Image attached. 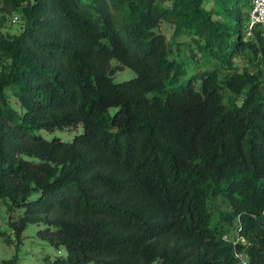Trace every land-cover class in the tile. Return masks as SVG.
Segmentation results:
<instances>
[{"label":"trees","instance_id":"trees-1","mask_svg":"<svg viewBox=\"0 0 264 264\" xmlns=\"http://www.w3.org/2000/svg\"><path fill=\"white\" fill-rule=\"evenodd\" d=\"M250 9L0 0V198L24 208L18 237L44 223L67 250L52 264H264V36ZM14 13L21 30L1 31ZM163 21L188 37L194 73ZM113 59L137 75L115 80ZM79 123L72 140L33 131Z\"/></svg>","mask_w":264,"mask_h":264},{"label":"rangeland","instance_id":"rangeland-1","mask_svg":"<svg viewBox=\"0 0 264 264\" xmlns=\"http://www.w3.org/2000/svg\"><path fill=\"white\" fill-rule=\"evenodd\" d=\"M22 17L19 13L9 14L4 24L1 26L3 32H19L21 30ZM160 30L164 32L169 40L172 48V53L178 57H183L186 62L188 73L192 74L199 68L195 59L192 58L191 48L187 45H180L179 41L187 40L188 37H173L174 26L168 21H163ZM195 45V44H194ZM192 44V46H194ZM198 56L201 55L199 48L194 47ZM114 67L115 80L129 79L137 75L135 69L129 66L119 67L120 62L117 59L112 60ZM242 65H247V61H242ZM212 64L208 65L211 67ZM189 74H187L188 76ZM185 76V77H187ZM230 94L229 90H226ZM11 102L20 111L22 107L18 98L15 95L11 96ZM84 130L81 123L77 126H66L64 128H56L54 130H47L45 128H35V133H41L46 138H53L58 136L64 140H72L73 137ZM38 193H34L32 197H36ZM24 208L14 207L10 204L9 199L0 198V227L5 231L4 235H0V264H52L59 255H66L65 247H57L52 244L47 238L42 237L40 230L45 228L44 223L30 222L23 229L21 237H18L15 229L10 222L17 220L23 213ZM87 264H101L95 261H89ZM152 264H164L160 261H155Z\"/></svg>","mask_w":264,"mask_h":264},{"label":"built area","instance_id":"built-area-1","mask_svg":"<svg viewBox=\"0 0 264 264\" xmlns=\"http://www.w3.org/2000/svg\"><path fill=\"white\" fill-rule=\"evenodd\" d=\"M253 26H259L264 36V0H251L249 27ZM262 214H264V210Z\"/></svg>","mask_w":264,"mask_h":264}]
</instances>
